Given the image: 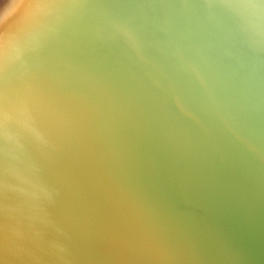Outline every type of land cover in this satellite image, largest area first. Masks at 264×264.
Segmentation results:
<instances>
[{
    "label": "water",
    "instance_id": "95a60500",
    "mask_svg": "<svg viewBox=\"0 0 264 264\" xmlns=\"http://www.w3.org/2000/svg\"><path fill=\"white\" fill-rule=\"evenodd\" d=\"M173 5L88 0L0 81V264H264L261 18ZM132 104L184 165L110 114Z\"/></svg>",
    "mask_w": 264,
    "mask_h": 264
},
{
    "label": "bare ground",
    "instance_id": "6f19581e",
    "mask_svg": "<svg viewBox=\"0 0 264 264\" xmlns=\"http://www.w3.org/2000/svg\"><path fill=\"white\" fill-rule=\"evenodd\" d=\"M35 1V3H33ZM33 12L28 16L30 20L33 18L37 13L38 10H43V12H48L45 10L48 8V3H50V0H34ZM65 0L59 1L54 8H52V11L50 10L48 13H44L45 15L42 17V20L40 23H38L35 27L33 25H29L25 28H20L15 26V21L13 19V22L7 19V25L2 28V32L0 34L9 33L7 36V39L0 42V81L5 77L6 74L9 73L10 70H12L14 67H18L20 63L23 62V59L25 53L27 51H30L31 48L33 49L36 47L35 43L39 42V40L46 38L49 36L48 31H54L57 29L60 25H64L68 23L74 15L77 14V12L85 6V3L88 0H83V2L80 4L82 0H79L76 2V0H72L69 4L64 6V9L61 8L60 4H62ZM160 2H168L174 4L173 7L176 8L177 11L179 10H186L190 11V13L185 15L186 22L196 21L195 16L193 13H197L198 15H204V17L209 14L208 11H215L216 14H219L223 20L225 19L228 24H231L233 29H229V31L234 32L235 28H238L236 31V34L239 35L241 30L244 28L245 24L248 25L249 22L251 23L254 20V15H251V12L254 14H257L260 16V21L257 22L260 23L258 25V30H264V0H260L258 2L257 0H159ZM20 2V0H18ZM76 2V3H75ZM75 3V4H74ZM79 4V5H78ZM29 5V4H28ZM60 6V7H59ZM182 7V8H180ZM43 8V9H42ZM63 9V11H62ZM250 9V10H249ZM25 11V10H24ZM35 11V12H34ZM39 13V12H38ZM23 14H21V17ZM32 16V17H31ZM20 16L17 17L19 19ZM2 18V17H1ZM12 18V17H11ZM12 20V19H11ZM2 20H0V23ZM243 25V26H242ZM16 27V28H15ZM52 31V32H53ZM48 32V33H47ZM51 32V33H52ZM251 33L248 32L247 35H242V38L248 39L247 45H250V42L252 39ZM257 36L258 39H261L263 37L264 39V33L261 32ZM228 39H232V41H236L237 38L226 34ZM20 37V38H19ZM19 38V39H18ZM240 38V37H239ZM243 39H239V41H242ZM258 41V40H257ZM263 41L264 46V40ZM261 46V47H262ZM17 74L14 76L16 77ZM5 84V83H4ZM2 84V85H4ZM7 83L5 84V86Z\"/></svg>",
    "mask_w": 264,
    "mask_h": 264
},
{
    "label": "rangeland",
    "instance_id": "374dc122",
    "mask_svg": "<svg viewBox=\"0 0 264 264\" xmlns=\"http://www.w3.org/2000/svg\"><path fill=\"white\" fill-rule=\"evenodd\" d=\"M33 1L34 0H20V2H18V0H0V20H2V22L0 23V33L2 32V28H4L7 25V19L10 20L11 22H13V19H14L15 26L18 27V29H19V27L20 28L28 27L31 24L35 25L40 20H42V17L44 15L43 14L41 15L40 13H38V11H37V13L34 11L36 15L33 18H31L30 20H28L29 19L28 16L33 12L34 7H35V6L33 7V3H35V1L34 2ZM49 2H50V4L48 3V8H46L45 10H49L52 7L51 2H53V0H50ZM21 14H23L22 17H21ZM18 16H20L19 19H17ZM7 30L9 31V29H6L5 30L6 33L0 34V42L2 41V39L3 40L7 39V36L9 35V33H7ZM135 106H137V105L132 104V105H126L122 108H111L110 114H114V115H112V117H115L118 120H124L126 122H135L133 124H135L137 126H139L138 122H143L145 124L143 129H145L146 132H150L149 133L150 135L154 132L153 139L150 137V135H148L146 133H138L137 139L147 143V140L151 138L152 142L154 141L153 144H155V146L157 148L160 147L161 149L160 148L159 149L171 161H173L175 164H178V165H184V164H180V163H182V160L178 157L177 149H175V142L178 141L181 144L183 143V144L188 145V146H190V144L185 143L187 137L185 138L182 135H175L173 137H170L168 135L169 130L164 126L163 121L165 119H172V118L169 116H167L168 118H165L161 115H158V116H156V118L154 119V122H153L152 119H148V116H149L148 114H152V113L144 111V110L140 109V107H135ZM149 120H152V121L149 122ZM155 121L158 122L157 123L158 125L155 123ZM151 131H153V132H151ZM190 141L194 142L191 144H194L196 147H198V149L201 150L200 152L203 151V153L199 154L200 155L199 160L201 162L209 161L207 159H210L211 156L206 157V155L208 154V150H207V148L205 150H202L203 146H201L202 144L200 143L201 139L195 138L194 140H190ZM224 144H226V142ZM224 144L220 145V147H222V148L226 147V145H224ZM213 156L214 155H212V157ZM236 156L237 157L233 156V159L228 160L229 161L228 165L232 166L233 169H238L240 164L243 163V157H241L239 155H236ZM153 158L156 160L158 166L162 170H164L165 172L172 171V168L170 167V165L167 164L161 156L154 155ZM239 158H241V159H239ZM218 160L220 162H224L227 160V158L225 157L224 154H220L218 156Z\"/></svg>",
    "mask_w": 264,
    "mask_h": 264
}]
</instances>
